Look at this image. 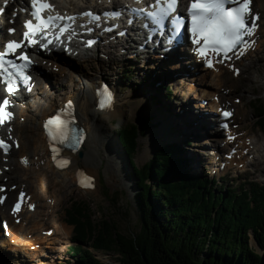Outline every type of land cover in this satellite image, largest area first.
<instances>
[{"label":"rangeland","instance_id":"1","mask_svg":"<svg viewBox=\"0 0 264 264\" xmlns=\"http://www.w3.org/2000/svg\"><path fill=\"white\" fill-rule=\"evenodd\" d=\"M254 3V8L261 13V25L256 32L258 48L250 58L243 60L240 73L236 77L227 70L219 72L220 85L213 91L220 93L218 97L221 98V103L229 104L237 113L234 125L237 126V130L241 129V137H238L237 142L229 148L239 147L240 151V143L244 139H247L248 142L253 141L255 147L252 148L253 150L250 149L253 154L247 153V156L244 157L246 161H249L247 163H251L254 157L261 158L262 156V165L258 170L254 161H252L249 168H246L247 166L241 168L240 165L234 163L229 169L225 168L220 172L217 171L214 176L210 171H202L207 164L205 162L206 158L210 160L215 169L222 166L221 161L218 162L214 159V154L212 156L206 154V152L210 153L211 150H214L211 146H206L207 139L216 136L211 134L204 137L209 133H204L198 129V120L195 119L194 113L186 110L187 104L185 103L191 101V103L197 105L198 102H201L204 98L202 97L204 92L210 89L205 85L212 82L213 75L209 72L210 75L208 74L207 78L205 76L202 79V74H197L196 69L186 70L184 65L189 64L186 60L184 62L182 60L181 63L184 65L181 66L174 61L159 62L158 59H138L139 56H136V60H132L127 54H121L122 51H115L111 48L110 52H105L104 57L98 55L99 49L89 51L85 62H70L71 69H69V66H59L57 73H48L45 69L48 64L39 66L47 75V81L41 86L37 98H35L36 95L31 97V101L34 97V99H38L37 101L40 104L32 101L33 103L29 109L19 112V117L26 119V121L25 127L17 130L18 136L21 137L22 148L18 152L13 151V156L25 155L28 160L31 156L32 139L36 138L35 131H33L30 124V119H34V114H36L34 110L32 111L34 104L48 109L51 105L59 104L67 98V95L74 94V90L79 85H88L89 88L94 89L99 83L107 81L108 84L111 83L117 86L120 107L111 120L101 114H98L99 118L93 120L104 130L105 139L102 136L101 139L107 140L106 148V145L103 146L100 142V130L98 136L95 134L92 135L93 137L91 136V141H94L100 148L97 152L99 155L94 153L93 161L99 175L97 192L76 189L73 183L64 180L63 177L65 176H54L57 181L54 184V177L47 170L34 172V169L31 168V170L24 171L21 169L22 171H20L16 165L12 171L9 169L8 173H4L8 182L3 183L0 180V186H16L13 195L19 188L24 189L31 196L33 193L37 194V203H39V208L43 210V213L41 215L37 214V217L34 216V219H37L35 223L37 225L30 226L34 224L30 223V228L35 230L34 233L37 235L39 232V236L41 231L46 232L47 229L53 235L52 237H50L51 235H42L41 239L39 238L38 250L41 253L39 255V258H42L41 261L39 258L38 260L27 258L25 264H77L76 258L71 257L69 250L75 247L79 248V246L81 250L89 249L101 264H121L118 261L120 257L116 252H95L91 248H87L86 243L73 242V227L67 222V213L69 211L75 213V211H72V202H82L88 208L93 223L107 219L124 235H132L138 231L139 214L134 201V196L137 193L136 180L133 177L127 154L116 132L124 124H133L140 129V122L145 116H149L153 120L151 126L137 139V149L133 156V162L137 167H142L149 162L154 153L165 144L175 143L181 151L180 157L187 160L189 167L192 165V168L197 170V172L191 171L187 165L186 168L191 176H202L209 180L213 179L221 182H217L213 186L209 185L210 188L216 189V191L220 187H228L239 191L240 188L247 189L248 184L252 182L264 184V0H255ZM5 4L8 3L0 0V13L6 10L4 8ZM0 27L2 28L1 33H3L5 25L0 24ZM158 62L159 66L155 67L154 64ZM65 64L67 63L65 62ZM127 70H130L133 76L130 80L124 77L123 72ZM194 72L195 76L192 75ZM188 75H192L193 78L188 77ZM153 80H156L154 84L151 82ZM163 86L169 88L172 92V98H165V88L163 89ZM155 102L157 105H153ZM115 106L113 105V109ZM205 109L203 108V110ZM41 116L39 115L37 118H41ZM214 140L212 139V141ZM22 141H25V146ZM256 149L261 151L259 152ZM223 151L226 154L227 148ZM88 156L90 157V155L84 156L83 153L79 159L85 160L89 158ZM194 158L198 159L196 163H192ZM201 161H204V163L201 164ZM81 169L85 171L84 168ZM34 173H40V180H36ZM14 176H18V178L14 179ZM43 191L45 194H43ZM50 197L52 204L54 201L53 213H51V208L44 205ZM163 219V217L159 218L160 221H163ZM9 233L12 235V230ZM0 238V264H12L11 259L7 263L4 261V253L8 252L12 258L13 251H8L5 248L6 246L2 245L1 232ZM5 240L9 242L7 239ZM249 243L253 249L261 253L251 235Z\"/></svg>","mask_w":264,"mask_h":264},{"label":"trees","instance_id":"2","mask_svg":"<svg viewBox=\"0 0 264 264\" xmlns=\"http://www.w3.org/2000/svg\"><path fill=\"white\" fill-rule=\"evenodd\" d=\"M123 73L127 80L133 77ZM163 88L171 97L169 88ZM152 120L145 116L140 129L124 124L116 132L136 180L138 231L124 235L107 219L93 223L88 208L74 201L77 214L67 213L73 242L86 243L95 252H116L121 264H264V184L216 191L209 187L216 180L187 172L175 143L165 144L137 167L132 160L137 138ZM250 235L261 255L251 247ZM69 251L77 264H101L89 249Z\"/></svg>","mask_w":264,"mask_h":264},{"label":"snow or ice","instance_id":"3","mask_svg":"<svg viewBox=\"0 0 264 264\" xmlns=\"http://www.w3.org/2000/svg\"><path fill=\"white\" fill-rule=\"evenodd\" d=\"M139 3V0H137ZM31 4V16L34 18L35 23L31 20L25 21L24 28L26 31L23 33V40L20 42L9 41L4 45V50L0 51V82L6 85V91L12 93L15 90L17 83H23L25 85L29 82V76L26 75V69L32 63L29 57L21 51L17 56V59L21 63H16L14 60L7 59L9 54H15L17 49L23 47L24 41H27V45L38 43L35 37L39 34L41 40H46V43H40V48H46L49 44H52V40L48 39L46 30L58 27V33L55 35L56 40H60V37L68 31L70 25L63 23L60 26L61 21L74 20L75 17H65L59 14L47 15L44 17L42 14L47 10L52 11V5L48 4L46 0H30ZM179 6V0H156L153 10L148 11L146 16L151 19L155 24L159 25L164 18L170 17L177 31H179L181 23L185 19L188 20L187 30L191 34V42L196 46L195 51L198 56L205 59L207 67H212V59L209 57V53H213L217 56L228 57V53L237 48L238 45L243 47L237 54L243 55L244 51L249 47V42L244 38L245 36H252L258 27L256 21L258 16L250 14V0H192L187 10V18L180 17L176 13V9ZM136 12H143V9H134ZM176 13V15H171ZM120 12L106 13L113 18L120 15ZM85 15L92 16V13H85ZM98 19V17H93ZM131 22V21H130ZM14 29H9L11 33ZM123 34V33H121ZM71 39V36H69ZM94 41L88 40V46H91ZM222 62V61H218ZM100 95V106L104 107L110 102V94L106 91L98 93ZM10 101L5 98L0 102V124L5 120L11 118V113L8 112L7 106ZM74 104L70 100L68 101L67 108L60 109L54 116L49 117L46 121V128L50 138L54 142L64 143L69 139L75 142H79V139L83 138L81 132L79 136L75 134V130L71 127L74 123L73 119ZM223 116L228 117L231 115L229 112H223ZM227 127V125H224ZM232 139V137H229ZM0 147L7 151L8 145L3 141H0ZM57 151L55 144L53 146V152ZM68 163L67 160L60 162V166L63 167ZM88 180V183L81 181V186L90 187V178H84ZM23 193L20 197L23 198ZM20 202H17L12 211L17 212L20 208ZM31 208V205H29Z\"/></svg>","mask_w":264,"mask_h":264},{"label":"bare ground","instance_id":"4","mask_svg":"<svg viewBox=\"0 0 264 264\" xmlns=\"http://www.w3.org/2000/svg\"><path fill=\"white\" fill-rule=\"evenodd\" d=\"M91 1H92V3L94 2L93 0H91ZM8 3H11V6L12 5L14 6L12 0H9ZM15 7H18V9H17L18 12L19 11L22 12V10H21L22 6L20 7L19 3H16ZM8 25H17L16 17L9 18V20H8V22H7V24L5 26H8ZM1 30H2V28L0 27V35H2ZM138 36H139L138 37L139 38V42H138V45H137L138 47L137 48H138L139 51L142 50V52H140L141 54H143V53L145 54L149 49L151 50V48L154 49V47L152 45L148 46V45H145V44H144L145 46L142 48L141 47L142 42L140 44V41L145 36V34H143V32H140L138 34ZM115 42H114L113 45H109V46L106 45V43H104L102 45V47H101V45L99 47L102 48V50H105V52H110L111 48L116 51L117 50L116 44H117L118 41H115ZM251 42H253V41H251ZM119 44L120 43L118 42V44H117L118 47L121 46ZM257 46H255V49L258 48ZM252 50H253V48H251L248 52H244L243 55H239V58H237V56H236L234 58V61L236 62V65L241 67L243 60H246L247 58H250L251 55L253 54V53H251ZM118 51H120V50H118ZM178 53H180V51L176 52V53H173V54H168L167 56H172V55L173 56L172 57H164L159 62L174 61V62L179 63L180 66L184 65L181 62H182V60L184 62L186 59H184L183 57H179L180 55ZM131 56H135V55H131ZM152 56L155 59L159 58V57H157V54H153ZM148 60H150V59H148ZM159 62L154 64V66L155 67L159 66ZM193 62H195V61H193ZM63 67H67V65L63 64ZM184 67L186 68V70H188V69L189 70H193L191 67H188V64L187 65L185 64ZM71 68H72V66H69V69H71ZM182 69H183V67H182ZM48 70L52 71V64L48 65ZM198 71H200L202 73V79L205 76L207 78V75L210 72V71L204 70L202 68L198 69ZM192 75H188V77H192L193 78ZM212 78H213V80H212L211 83H213V84L210 83L209 85H207V84L205 85V86H207L210 89L206 90L204 92L203 96L206 97V98H212V100H213V96H215V91H213V89H216L218 87V85H220V78H219V76L217 74L213 75ZM199 81H200V79H199ZM104 84H105V86L107 88H109V89H107V93H109L111 95V101L109 102L110 105L107 108H109V110H112V111H109V112H100V111L96 110V108H95V103H94V99H93L94 90H99V88L102 86V83H99L98 86H95L94 89L93 88H89L88 85H85V86L79 85L78 88L76 90H74V94L67 95L68 101L71 100L73 102V104H74L73 115L75 116L76 123L82 128L85 127L87 129L86 132H88V134L86 135V139H85L84 143L82 144V146L79 149V153H81V155L84 153V156L86 155V157H87V155H90L91 161H90V157L89 156H88L89 157L88 159L81 160V158L79 159V157H80L79 153L74 152V151H68V153H65V155L67 157H69V159H70L69 166L65 167L63 170H60L59 167H57V165H55L56 158H52L53 156L51 157L48 154L47 142H46V139H45V136H44V132H43V130H41V122H42L41 118L46 116V115H49L52 111H54V108L56 106L62 104L64 102V100L66 99L65 98L59 104L49 106L48 109H46V108H44V107H42L40 105H39L40 107L36 106L35 104L33 105L35 107L32 106V111L34 110V112H36V114H34V119H30V124L32 125L33 131H35L36 138L32 139L33 148H32V151H31V156L29 157L30 161L26 158L25 155H20V156H16V157L14 156L11 159L10 162H8V160L5 159L4 163L0 164V170H3L1 168H3L4 166L6 167V164L11 166V171L15 168L16 165H17L16 167L20 171H22V170H24V171L31 170V168L34 169V172H42V171L47 170L53 175V177L54 176L55 177L56 176L57 177L65 176L66 178L63 177L64 180H67L68 182L73 183L76 189H79L76 186V184H77V182H79L78 179L80 177V174L83 172V175L85 174V175H88V176L92 177L90 190L91 191L93 190V192H97L98 188H99V186H98L99 175H98L97 168L94 166L95 163L93 164V161H94V153H96V155H99V154H97V152H99L100 148L96 145V143L94 141H91V136L93 134L98 136L99 135V130H100V136L99 137H100V142H102L101 144H103V146H105L107 144V140L101 139V136H102V138L105 137V134L103 132L104 130L101 128V126L98 125V123L94 122L93 120H95L98 117V114H101L102 116H105V118L111 120V118L113 116H115L116 111L120 107V98H119V96L117 94V86L115 84L113 85L111 83L108 84L107 81H104ZM40 89H41V87L39 88V90ZM35 95H36L35 98H37V95H39V92H35L34 96ZM37 100L34 99V97L32 99L33 102L35 101V103H39ZM32 101H30V103H31L30 105H32V103H33ZM209 103L216 105V107L215 106L214 107L210 106L208 108L210 111H215V110L218 109V106H220L218 103H216L214 101H210ZM113 105H116L114 109H113ZM199 105L200 104L197 103V105L194 106V108H198L199 112L195 113L194 110L189 109V103H187L186 110H188V112H190V113H194L195 119L198 120V129H200V131H202L204 133H209L208 135L212 134L213 132L216 133V131L213 130L214 121L203 114V113H205L203 111V106H201V105L199 106ZM39 115H42L41 118H37V116L39 117ZM18 120H19V118L16 121L13 122V125L15 126L16 129L21 130L25 126H23L22 125L23 123L19 122ZM208 135H204V137L208 136ZM11 137L14 138L13 139L14 141H17V143L19 144V149L22 148L21 147V143H20L21 137L18 136L17 132H15V134L12 132ZM212 139H215V138H208L207 139L206 146L209 145V140L212 141ZM22 143H24V146H25V141L24 142L22 141ZM253 144H254L253 141L252 142H248L247 139H244L241 142V145H240L241 146V151L238 154H235V155H237L238 165L247 164V161H246V159L244 157L245 156L244 153H248L250 151V149L254 148L255 145H253ZM113 146L115 147L114 144H113ZM105 147L107 148V145ZM244 148H247V149H244ZM228 150H230V149H228ZM256 150L259 151V152L261 151L260 149H256ZM19 159L25 160L26 161V165L25 166L22 165L21 162L19 161ZM234 160H235V157L232 158L231 160H227L228 168L230 166H232V164H229V163L233 162ZM262 160H263L262 156H261V158H253V161H254V164L257 167V170L262 165ZM197 161H198V159L194 158L192 160V163H196ZM200 163L203 164L204 161H201ZM238 165H237V167H238ZM240 167L242 168L243 166H240ZM81 168H84L85 171L83 169H81ZM188 168L191 171L197 172V170L192 168V165H190V167H188ZM34 174H35L34 176L36 177V180H40V173L39 174L38 173H34ZM5 176H4V174H1L0 175V180H3V178ZM55 177L53 178V183L54 184L57 183V181L55 180ZM16 178H18V176H14V179H16ZM84 183H88V180H84ZM9 193H10V190H9ZM43 194H45V192ZM50 199H51V197H50ZM50 199H48V201L46 200L47 202L44 203V205L46 207H48V208H51V210H52L54 208V201H53V204H52V199H51V201H50ZM37 202H38L37 194L33 193V195L30 197V200H29V202L27 204V207L29 205L32 206V203H33L35 208L30 210V212H28V211L21 212L23 222L20 223L19 225H14L10 229V230H12V235L9 233V236L11 237L9 240L7 239L9 242H7L4 238H2L3 239V241H1L2 245L6 246V247L10 246L11 247L10 250L13 251L12 258H11V255L8 252L4 253L5 254L4 261L6 263L8 262V260L10 261V259H11L12 264H25L26 263V258L38 260L39 255L41 253H39V250H38L39 249V247H38L39 242H37V239H38V237L41 239L42 235H40L41 236L40 237L39 236V232H38V235H37V234L34 233L35 230H32L30 228V226L37 225V224H35L37 219H34V216L37 217V214L41 215V213H43V210L42 209L40 210V208H39L40 205ZM55 203H56V201H55ZM6 204H8V203L5 201V203L3 205H0V217H7L8 216L7 212H6ZM53 212H54V210L51 211V213H53ZM75 214H77V213H75ZM23 215H25V217H23ZM30 223H34V224L29 226ZM45 231H46V235L47 236L51 235V233H50V231H48V229L45 230ZM41 233H43V232H41ZM52 236L53 235H51L50 237H52ZM3 243H6V244H3ZM43 248H45V247H43ZM14 253H15V256H14ZM39 259L41 261L42 258L40 257Z\"/></svg>","mask_w":264,"mask_h":264},{"label":"water","instance_id":"5","mask_svg":"<svg viewBox=\"0 0 264 264\" xmlns=\"http://www.w3.org/2000/svg\"><path fill=\"white\" fill-rule=\"evenodd\" d=\"M80 156H81V154H80ZM262 253H260L259 255H261Z\"/></svg>","mask_w":264,"mask_h":264}]
</instances>
